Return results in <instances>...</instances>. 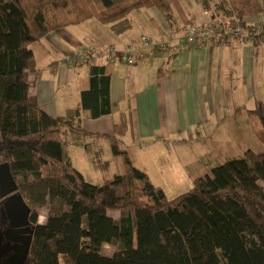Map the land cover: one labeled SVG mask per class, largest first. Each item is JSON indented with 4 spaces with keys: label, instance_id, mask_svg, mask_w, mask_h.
Instances as JSON below:
<instances>
[{
    "label": "trees",
    "instance_id": "obj_1",
    "mask_svg": "<svg viewBox=\"0 0 264 264\" xmlns=\"http://www.w3.org/2000/svg\"><path fill=\"white\" fill-rule=\"evenodd\" d=\"M262 1L219 0L214 7L241 23L263 14ZM203 3L207 9L211 1ZM150 8L170 28L177 20L189 26L178 0H0V166L7 165L30 214L24 264H264V150L227 159L169 200L120 149L127 132L121 115L113 135H90L122 160L119 174L96 186L73 168L66 146L81 143L82 115H110L105 68L89 65L88 88L62 116L44 113L29 93L33 44L90 20L120 36L132 28L131 12ZM245 114L264 146V103ZM45 207L40 225L37 212ZM111 210L119 211L117 219ZM104 245L115 248L112 256L101 254Z\"/></svg>",
    "mask_w": 264,
    "mask_h": 264
},
{
    "label": "crops",
    "instance_id": "obj_2",
    "mask_svg": "<svg viewBox=\"0 0 264 264\" xmlns=\"http://www.w3.org/2000/svg\"><path fill=\"white\" fill-rule=\"evenodd\" d=\"M178 1L189 25L221 18L214 7L217 0H206L211 1L207 9L205 0ZM262 7L264 14V0ZM128 19L132 28L120 36L90 20L54 31L33 44L37 45L30 47L36 71L28 76L29 93L44 113L62 116L79 105L80 94L89 85V65L104 67L110 76L111 113L95 120L81 116L85 131L79 136L81 143L68 141L66 146L71 165L84 179V171L96 174L111 170L114 177L120 171L121 158L110 154L112 158L104 159L110 152L109 143L90 135H113L114 125L123 115L127 132L120 138L121 150L152 184L151 172L159 174L155 186L164 191L180 185V157L187 151L189 154L191 148L210 142L213 148L223 150L221 147L231 141L240 146L242 130L248 123L245 112L253 110L257 102L264 103V44L237 41L229 47L205 49L174 46L150 57V50L142 48L140 39L148 38L155 45L171 28L155 8L135 10ZM175 25L182 26L179 20ZM86 42L102 48L114 45L122 52L140 51L144 58L130 66L118 60L112 65L101 60L74 70L67 68L70 54ZM238 109L241 113H236ZM190 162L196 164L198 160Z\"/></svg>",
    "mask_w": 264,
    "mask_h": 264
},
{
    "label": "built area",
    "instance_id": "obj_3",
    "mask_svg": "<svg viewBox=\"0 0 264 264\" xmlns=\"http://www.w3.org/2000/svg\"><path fill=\"white\" fill-rule=\"evenodd\" d=\"M237 41L249 43L252 46L264 44V14L241 23H234L230 19L221 17L200 21L178 30L169 29L163 39L155 45L148 38L140 39L142 48L150 50V57L156 53L164 54L174 46L179 49L225 48ZM142 58H144V54L140 51L122 52L114 45L102 48L93 42H86L81 48L70 54L65 65L74 70L87 62L104 60L107 64L112 65L118 60L122 64L130 66Z\"/></svg>",
    "mask_w": 264,
    "mask_h": 264
},
{
    "label": "rangeland",
    "instance_id": "obj_4",
    "mask_svg": "<svg viewBox=\"0 0 264 264\" xmlns=\"http://www.w3.org/2000/svg\"><path fill=\"white\" fill-rule=\"evenodd\" d=\"M92 22H95V21L92 20ZM179 28H182V26H179ZM171 29H176V27H173ZM35 46L37 45H33V47L31 48L34 49ZM89 63L91 62H87L83 66H86ZM244 127L245 128L247 127V128L245 130H242L245 132H243L244 134L243 139H241V141L238 142V144L240 145L239 147L236 146L237 141L236 142L231 141L230 145L229 144L224 145L221 147V149L223 148V150H220V149H217L216 147L213 148V146H211V143L207 142L205 147L200 148V146H198L197 149L196 147H193L195 149L191 148L190 149L191 151L189 154H188V151L187 153H185V155L181 154V157H180L181 171H182L181 182H180V185L175 188H172V189L166 188L164 190L166 193L167 199L169 200L173 199L189 191L192 185V181L202 176L203 174H205L206 171L210 170L211 168L217 165L223 164L224 162L227 161V159L229 160L230 158L234 159L233 157L235 158L240 157L237 155L243 154L244 152V151L242 152L243 148L245 149V151L252 150L255 153H259L263 151L264 146L261 143H259V141L250 133V128H249L248 123H246ZM184 149L186 150L187 148H181V150H184ZM109 150L110 152L107 153V156L103 157L104 159H109V157L111 156L115 157L112 155L110 147H109ZM194 159L198 160L199 163L197 162L196 164H193L192 162H190L191 160H194ZM203 163H205V165H203ZM74 164L79 167L77 158H75ZM120 169H121V166H120ZM119 172H117L116 175H118ZM111 173H112L111 170L109 172L106 171V173L102 172V173H96V174L93 172L87 173L84 171V177L88 183L99 186L104 183L110 182L113 179V177L111 176L112 175ZM151 175L154 181L153 185L155 186L159 184V181H157L159 174H155L154 172H151ZM188 180L191 182L188 183ZM168 184H172V183H168ZM3 193L5 196H4V199H2V202H5L7 198L15 194V192L12 191V188L10 186L5 187L3 189ZM47 214H48L47 207L38 210L37 223L40 225L44 224L46 221ZM108 215L114 219H117L119 217V211L111 210L108 212ZM114 252H115V248L111 245H104L101 249V254L106 257L112 256Z\"/></svg>",
    "mask_w": 264,
    "mask_h": 264
},
{
    "label": "flooded vegetation",
    "instance_id": "obj_5",
    "mask_svg": "<svg viewBox=\"0 0 264 264\" xmlns=\"http://www.w3.org/2000/svg\"><path fill=\"white\" fill-rule=\"evenodd\" d=\"M32 225L30 214L23 218L22 212L14 209V206L7 207L4 202L0 203V231L4 233L0 239V246H17L24 248L27 239L31 234ZM18 232L19 234H15ZM19 253L10 251L8 254H1L0 264H18ZM13 260V261H12Z\"/></svg>",
    "mask_w": 264,
    "mask_h": 264
},
{
    "label": "water",
    "instance_id": "obj_6",
    "mask_svg": "<svg viewBox=\"0 0 264 264\" xmlns=\"http://www.w3.org/2000/svg\"><path fill=\"white\" fill-rule=\"evenodd\" d=\"M8 186H10L12 188V191H14L15 194L10 196L9 198H7L4 202V204L7 207L14 206V209L22 212L23 218L26 219L28 214H29V210H28L27 206L24 204L21 196L17 193V191H16L17 188L15 186L14 180H13V178H12V176L8 170L7 165L4 164V165L0 166V197L2 199H4V196H5L3 193V189L5 187H8ZM14 233L19 234L18 232H14ZM3 235H4V233L2 231H0V239L2 238ZM30 241H31V234L29 235V237L27 239V244L22 249L17 247V246H9V245H6L4 247L0 246V257H1V254H3V253L8 254L10 251H14L15 253H19L18 264H24L26 257H27Z\"/></svg>",
    "mask_w": 264,
    "mask_h": 264
}]
</instances>
